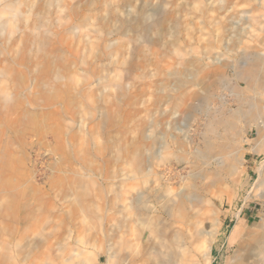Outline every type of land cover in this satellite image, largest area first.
Masks as SVG:
<instances>
[{
    "label": "rangeland",
    "instance_id": "obj_1",
    "mask_svg": "<svg viewBox=\"0 0 264 264\" xmlns=\"http://www.w3.org/2000/svg\"><path fill=\"white\" fill-rule=\"evenodd\" d=\"M134 7L144 15L156 10L146 21L148 38L140 37L133 21L126 24L128 29L121 23ZM15 22L20 24L15 27ZM249 53L261 56L264 77V0H0V71L6 69L12 93L22 89L27 115L34 90L31 70L43 81L35 105L42 117L40 139L27 117L23 146L26 187L41 195L43 207L11 211L9 242L2 249L7 264H56L59 244L57 234L50 233L60 219L73 236L66 248L72 257L63 264H72L68 261L78 258V251H93L92 244L100 250L119 249L122 233L116 225L123 204L167 179L177 181L170 198L177 200L183 192L185 219L170 229L171 234L179 230L171 242L180 264H233L238 252L230 242L235 225L254 228L259 216L264 217V183H257L259 173L264 177V127L262 150L254 152L260 138L255 127H246L238 109L241 104L246 109L255 96L264 119V91L254 92L236 74ZM235 86L241 88L242 101L231 92ZM206 96L216 107L205 109L208 114L193 110ZM212 114H220L239 133L234 140L225 125H214L218 137L213 141L223 145V158L219 164L208 161V166L206 158L192 153L189 140L193 147L205 148L197 130L209 133L206 123ZM64 133L75 134L73 146L81 147L71 156L62 153L60 139L68 137ZM166 145L169 163L164 168L157 166V154ZM196 171L202 178L191 177ZM74 175L85 180V195H55L58 179ZM190 192L198 195L194 207L186 201ZM25 202L36 203L32 195ZM32 212L45 224L35 225L28 218ZM89 231L91 245L75 243L76 235ZM63 233L64 238L70 235ZM211 233L208 259L204 240ZM137 249L128 248V264H150L142 248ZM255 261L253 256L244 260ZM105 262L101 255L99 264ZM113 264H122V259Z\"/></svg>",
    "mask_w": 264,
    "mask_h": 264
},
{
    "label": "bare ground",
    "instance_id": "obj_2",
    "mask_svg": "<svg viewBox=\"0 0 264 264\" xmlns=\"http://www.w3.org/2000/svg\"><path fill=\"white\" fill-rule=\"evenodd\" d=\"M152 15H156V10H153L151 14L144 15L143 13L140 14L138 10H135L134 7L133 10H131V12L126 10L124 16L122 17V21L121 20L120 21L121 23H123L122 24L123 26L124 23L126 25L127 23H131L133 21L134 24L132 27L133 29H138V32L140 33L139 34L140 37L148 38L150 25H148L146 21L148 20L147 18H150ZM21 19L22 20L20 22L23 21L25 23L26 21H28L25 18H21ZM20 22L19 23L15 22L14 26L17 27L18 24H20ZM126 26L128 29V25ZM31 56L32 57L30 59V62L34 63L35 62L34 56L33 55ZM260 60H261V56L257 55L256 53H249L248 55L244 56V59L241 62H239V65L236 70L238 79L242 80L247 87H249L254 92L256 91V93H258L257 90L259 89L264 91V77L259 71ZM21 73L22 71L19 70V74ZM30 74H31L32 85L34 86V90L32 91L33 92V96L31 98L32 101L27 100L28 101L27 105L28 106L31 105L30 107L32 108L30 115H27L28 107L25 106L26 102L25 100H23L22 89L18 90L15 93H12V89L10 85L11 79L7 75L6 69H4V71H0V264H7L6 262L7 257H5L6 254H3L2 249L3 248L5 249V247L8 245L9 242L8 236L11 232V228H10L11 211L18 210V212H21L22 209L23 210L27 209V207L33 208V207H37L38 205L40 209L43 207V203L40 202L42 201V198L41 199L38 198L41 195H33V193L30 192L31 188L27 189L28 187H26V183H25L26 179L24 178V174H23L24 173L23 146L25 144L24 139H26L25 138L26 129L24 126L25 118L27 117L30 118L31 120L30 130L33 134H35V137L38 140L40 139V135L38 134L40 133V129H41L40 125L42 124V117L41 115L39 116L37 111H35L36 110L35 105L38 103L37 98L40 93V85L43 84V81L40 80L37 71L34 72L32 69ZM231 92L235 93V95H237L240 100L242 99L240 98L241 88L235 86V88H231ZM242 105L238 108L239 110H241ZM209 107L213 108L216 106L212 104L209 105L208 98L206 96L203 100L198 102L195 108L193 107V110L195 109V110L204 111L207 108L209 109ZM246 107H247L246 110L244 109L247 114L246 122L251 123L250 126L256 128L258 137L260 138L257 145L254 147V152L260 151L262 150L260 148L263 142V139H261L262 136L261 132L264 127V119L261 115L262 106L261 104H259L258 99L255 98V96H252L251 100L248 101V105ZM204 112L208 114V112L206 111ZM216 124L225 125L231 137H234L238 131L236 129V126H234L231 122H228L225 118H222L220 114H214V115L212 114V118H210V121L206 123V128L207 130H209V133L211 135H209V133L207 134L206 131L203 132L200 130V132H198L199 129L197 130L199 137H201L202 135V140L206 142L205 148L202 149L199 146L193 147L194 143L192 141V138L189 140L192 153L193 154L195 153L197 158L199 157L206 158L207 160L205 159L206 160L205 163L208 164V166L210 164L212 165V163L208 161L212 160L213 162L219 164L223 158V153H221V151L224 150L222 148L223 145H217L213 141L214 137H218V131L214 128V125ZM64 134L68 137H62L60 139V142L62 143L61 146L63 147L62 153L65 156H71L72 153H77L81 147H78L79 149H77L76 147L73 146L75 141V134L72 133L71 134L64 133ZM235 150H236V154L239 152L240 156L238 158H240L241 147L238 146L236 147ZM168 151H169V147L166 145L163 147L164 153L162 152L157 154V166H162L164 168L167 167V163H169ZM160 152H161V148H160ZM226 154L227 156H229V158L231 159L234 158L233 152L232 153L227 152ZM195 159H192V161H194ZM84 164L85 163H83V165ZM205 166L206 165H204V168ZM262 166L264 167V165ZM190 167L192 168V166ZM132 174L134 175V173ZM189 174L191 175V177L195 179L200 177L202 178V174H200L199 171L197 173L191 172ZM257 178H258L257 181L258 184L264 183V177L261 175V173H259V177ZM58 180L59 182H56L57 190H55L56 191L55 195L66 197V196H71L70 194H75L77 197L76 199L80 198L81 194L85 195L86 186L84 179L78 178V176L74 175V178L69 177V179L64 178L63 180L60 179ZM165 181L166 182L163 185L160 182H158L155 185L146 187L145 188L146 192L139 194L137 193L136 195L133 194L131 200L123 204L121 208L123 213L122 220L120 221L119 224L116 225L117 231H121L122 233V236L120 235L119 244L121 246L119 249L118 247L115 246H113V248H102L101 250L95 248L96 244L91 245V239H93V236L92 233H90L89 231L86 235H84V233H82V236L76 235L74 241L76 244L84 247H87V245L90 244L94 252L78 251L77 256L80 257L81 254L82 255L86 254V255L81 256L80 259H78L79 257L78 258L74 257L75 259L68 261V263L99 264L101 255H104L106 257L105 263L107 264H113L115 260L118 261V259L120 258L122 259V264H128L127 262L128 248L134 250L135 253H138L137 247L140 246L142 248L141 252L146 253L148 255L150 264H180L181 260L179 258H176L174 247L171 242L172 236L174 237L177 236L179 230H174V232H172L171 234L170 229L174 223L176 222L182 223L185 219L183 214V206H182L183 199L181 198L183 196V192L181 190L179 191L177 195L178 196L177 200L170 198L169 197L170 187H172V185H174L177 181H172L168 179ZM179 181H181V178ZM185 184L186 183H184V185ZM188 186L194 187V185L192 184L191 185L188 184ZM163 187L165 188V190L162 189ZM31 195L35 198L36 203L28 205L26 204L25 200L31 198ZM149 197H153L157 205H153ZM197 199H198V195L195 192H190V194L186 197V201L188 202V204L191 205V207H194L196 205ZM91 203L93 204V206H96L94 205L95 203L93 201H91ZM65 213H67V211H65ZM92 213L97 214V210ZM238 213L236 215L237 218L239 217ZM60 214L63 213L60 212ZM65 216L69 217V214L67 213V215L65 214ZM28 218H33V223L35 225L45 224L44 222H42V219L39 216H36L34 214V212H32V214L29 215ZM129 218L130 219L132 218L131 221H129ZM259 218L260 221L254 228H251L250 227L251 225L250 226L245 225V223L243 222H239L235 225L233 232L231 234L230 242L231 243L235 242V244H237L238 252H236L235 254L233 264H247L244 262L247 256H251V257L253 256L256 258L255 262H251L248 264H264V231L261 232L260 230H256V227L261 228V230H264V217L259 216ZM63 221H64L63 219H60L58 222L52 223V226L54 225L53 226L54 232L52 234L50 233V236L57 234L55 239L58 241L57 243L59 244V249H58L59 254H57L56 264H63L65 261H67L69 258L72 257V256L67 257L66 255L67 252L66 248L69 247L68 240H70V237L73 239V236L71 235L72 231L68 230L70 229L69 224L65 226L63 225L64 227L61 226L63 224ZM59 231H61L62 233H59ZM64 231H69V234L71 236L69 235L68 238H66L65 236L64 238L63 237ZM105 236L106 239H109L111 237L110 235L109 237L107 234ZM214 236H215L214 233H211L209 237H207L206 240H204L205 255L207 256L208 259H210L211 256V249L213 246ZM129 264H137V263H129Z\"/></svg>",
    "mask_w": 264,
    "mask_h": 264
},
{
    "label": "crops",
    "instance_id": "obj_3",
    "mask_svg": "<svg viewBox=\"0 0 264 264\" xmlns=\"http://www.w3.org/2000/svg\"><path fill=\"white\" fill-rule=\"evenodd\" d=\"M244 102H245V101H244ZM241 105H242V104H241ZM245 110H246V109H245ZM245 110L241 108V112L243 113V116H244V117H243V118H244V122H245V124H247L246 127L249 128V129H251V128H253V127L250 126L251 123L246 122V115H247V114H246ZM237 130H238V129H237ZM238 133H239V130L237 131V133H236L235 136L233 137L234 140H237ZM261 135H262V133H261ZM257 136H258V134H257ZM262 137H263V135L261 136V139H262ZM238 146H239V145H237V147H238Z\"/></svg>",
    "mask_w": 264,
    "mask_h": 264
}]
</instances>
